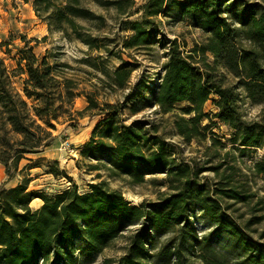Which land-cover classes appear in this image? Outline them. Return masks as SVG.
Segmentation results:
<instances>
[{
  "label": "trees",
  "instance_id": "1",
  "mask_svg": "<svg viewBox=\"0 0 264 264\" xmlns=\"http://www.w3.org/2000/svg\"><path fill=\"white\" fill-rule=\"evenodd\" d=\"M107 4L116 5L121 14L128 13L124 0ZM34 5L38 11L52 9L50 17L70 27L90 49L107 50L98 37L83 32L86 27L77 21L87 18L102 24L104 16L80 6V0H65L64 5L34 0ZM143 9L141 19L128 22L133 34L124 41L126 49L147 44L158 30L157 18L165 12L174 13L177 21L192 23L207 37L190 49L182 48L177 38L171 40L164 72L153 77L152 86L146 78L135 86L142 100L129 94L125 104H101L93 92H81L67 76L61 68L67 64L38 57L28 44L20 50V64H25L21 73L27 74L21 94L0 56V163L18 166L25 154L40 152L49 144L55 122L76 125L79 117L98 111L107 116L95 126L83 154L108 153L112 159L92 169L104 168L109 177L131 184L147 182V174H165L168 192L156 201L134 205L105 180L92 183L88 193L79 192L74 185L47 195L30 190L29 180L11 188L0 187V264H70L74 253L69 247L78 236L85 238L91 250L102 252L138 223L141 226L130 236L129 253L121 258L122 264H188L189 257L204 264H264V234L258 239L250 234L262 216L239 222L231 212L251 197L236 179L240 170L236 157L210 166L216 177L212 183L205 181L201 178L205 167L194 158L178 161L175 146L162 136L159 124L148 120L128 124L120 116L128 105L134 113L157 106L159 113L172 114L187 142H204L210 128L202 124L209 118L205 105L213 99L218 108L215 116L234 130L233 147H239L242 155L247 149L264 148V116L246 119L239 92L242 89L253 103L264 106V0H148ZM101 71L111 80V89H123L131 85L135 68L120 57L114 70L104 67ZM230 76L235 78L233 83ZM81 93H86L88 105L75 110V98ZM181 102L187 106L179 107ZM9 133L19 137L11 139ZM211 139L207 155L218 158L219 149L227 146L214 136ZM226 155L231 154L227 151ZM254 166L264 178V157ZM50 172L56 174L57 170L52 167ZM36 198L44 202L37 209L32 207ZM200 209L218 231L237 242L244 255L241 263L220 252L210 237L196 232L192 219ZM168 233L177 236L158 253L151 252L159 237Z\"/></svg>",
  "mask_w": 264,
  "mask_h": 264
},
{
  "label": "rangeland",
  "instance_id": "2",
  "mask_svg": "<svg viewBox=\"0 0 264 264\" xmlns=\"http://www.w3.org/2000/svg\"><path fill=\"white\" fill-rule=\"evenodd\" d=\"M111 1L115 0H80V6L104 16L102 24L97 20L77 18V21L86 27L83 32L98 37L107 46V50L104 48L93 50L66 24L56 23L54 18L50 17L53 14L52 9L36 10L34 0H0V56L6 64L14 87L23 94V81L27 74L21 73V67L23 68L25 64H20V50L28 44L33 47L38 57L46 56L50 62L67 64L61 67L67 76L73 79L74 84H78L81 92H93L101 104H125L129 94L142 100L141 91L135 86L142 78H146L152 86L156 80L153 77L164 72L163 65L168 60L167 52L171 40L177 38L182 48L190 49L196 42L207 37L192 23L177 21L174 19V13L165 12L157 18L158 30L147 44L142 48L126 49L124 41L133 34L128 22L142 18L143 8L148 0H124L128 5L127 14H121L116 5L107 4ZM250 1L261 2V0ZM55 2L58 5L65 4V0H55ZM120 57L132 62L135 71L131 78V85L123 89H111L109 87L111 80L103 74L101 68L114 70L120 63ZM230 81L233 83L235 78L230 76ZM145 92L151 95L150 90ZM239 92L242 94L241 105L245 118L261 120L264 116V106L253 103L242 89ZM213 98L216 96L214 95ZM29 102L31 103V100ZM74 105L75 110L85 109L88 105L86 93L77 96ZM178 106L183 108L187 106V103L181 102ZM158 111L157 106H150L134 113L128 105L122 109L120 116L128 124L136 120H148L159 124L162 136L175 146V156L178 161H190L194 158L200 166L205 167V171L201 174V178L205 181L212 183L215 180L216 175L210 166L225 159L232 161L235 156L237 159L235 164L240 168L236 179L239 184L245 185L244 188L248 190L251 197L247 204L236 205L231 212L239 222H247L254 215L262 216L263 219L252 225L250 231L253 237L260 238L261 234H264V178L255 172L254 165L257 160L264 157V148L247 149L242 155L239 147H233L230 138L234 130L222 124L215 116L218 108L213 99L205 105L209 118H204L202 124L203 126L208 124L210 128L208 138L204 142L196 139L187 142L179 134L172 114ZM106 116L95 111L79 117L76 125L66 121L55 122L57 127L53 130L54 138L42 151L25 154L18 166L10 163L8 167H5L0 163V187L11 188L29 180L30 190L44 192L47 195H54L74 185H77L79 192L88 193L91 191L92 183L105 180L112 188L121 190L131 204L139 205L144 201H156L162 193L169 190L164 184L165 174H147V182L131 184L127 180L109 177L104 168L92 169L91 166L109 164L112 156L108 153L83 154V149L91 141L95 126ZM0 134L3 136L2 133ZM211 136L218 138L227 146L225 149L218 148L220 155L214 159L207 155L206 149L212 144ZM8 137L13 139L19 135L9 133ZM227 151L230 152V156L226 155ZM208 161L211 162L208 163ZM52 167L56 168V174L50 172ZM153 178L157 179L153 181ZM43 203L42 199L36 198L32 207L40 208ZM192 222L196 232L201 237H210L220 252L229 256L234 262L243 261L244 255L237 242L227 233L218 231L201 209L196 212ZM139 226L141 223L130 226L124 235L102 252L91 250L85 238L78 236L69 247L74 253L70 264H122L121 258L129 253L130 236ZM176 236L177 233L160 236L155 249L153 248L151 252L158 253ZM188 264L204 263L189 257Z\"/></svg>",
  "mask_w": 264,
  "mask_h": 264
},
{
  "label": "crops",
  "instance_id": "3",
  "mask_svg": "<svg viewBox=\"0 0 264 264\" xmlns=\"http://www.w3.org/2000/svg\"><path fill=\"white\" fill-rule=\"evenodd\" d=\"M33 203V202H32Z\"/></svg>",
  "mask_w": 264,
  "mask_h": 264
}]
</instances>
